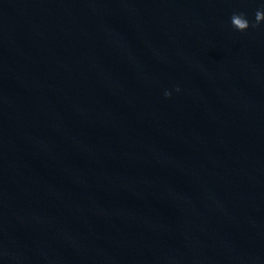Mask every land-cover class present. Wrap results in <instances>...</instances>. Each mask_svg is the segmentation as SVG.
<instances>
[{"label":"water","instance_id":"water-1","mask_svg":"<svg viewBox=\"0 0 264 264\" xmlns=\"http://www.w3.org/2000/svg\"><path fill=\"white\" fill-rule=\"evenodd\" d=\"M258 10L0 0V264H264Z\"/></svg>","mask_w":264,"mask_h":264},{"label":"clouds","instance_id":"clouds-1","mask_svg":"<svg viewBox=\"0 0 264 264\" xmlns=\"http://www.w3.org/2000/svg\"><path fill=\"white\" fill-rule=\"evenodd\" d=\"M264 21V10H258L255 14V23L259 24L260 22ZM231 24L232 26L240 31H243L250 26L249 19L244 14H233L231 17ZM168 95V93H165Z\"/></svg>","mask_w":264,"mask_h":264}]
</instances>
